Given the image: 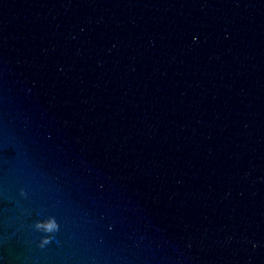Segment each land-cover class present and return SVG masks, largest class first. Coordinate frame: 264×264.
<instances>
[{"label":"water","instance_id":"1","mask_svg":"<svg viewBox=\"0 0 264 264\" xmlns=\"http://www.w3.org/2000/svg\"><path fill=\"white\" fill-rule=\"evenodd\" d=\"M0 264H264V0H0Z\"/></svg>","mask_w":264,"mask_h":264},{"label":"clouds","instance_id":"2","mask_svg":"<svg viewBox=\"0 0 264 264\" xmlns=\"http://www.w3.org/2000/svg\"><path fill=\"white\" fill-rule=\"evenodd\" d=\"M21 196L27 197V193L22 189ZM34 228L38 231L43 233L40 240L39 247L44 248L55 239V234L59 232L60 225L57 219L54 216L48 217L46 220L37 221L34 225Z\"/></svg>","mask_w":264,"mask_h":264}]
</instances>
